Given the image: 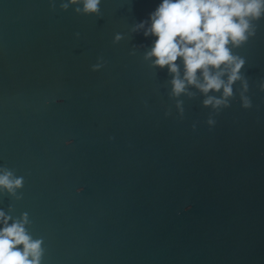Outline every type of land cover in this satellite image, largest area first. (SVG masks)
<instances>
[{
	"label": "water",
	"instance_id": "obj_1",
	"mask_svg": "<svg viewBox=\"0 0 264 264\" xmlns=\"http://www.w3.org/2000/svg\"><path fill=\"white\" fill-rule=\"evenodd\" d=\"M157 2L103 0L97 17L0 0V165L25 178L2 203L29 213L44 264H264V19L234 50L253 108L237 98L209 128L200 94L178 117L142 60L130 29Z\"/></svg>",
	"mask_w": 264,
	"mask_h": 264
},
{
	"label": "clouds",
	"instance_id": "obj_2",
	"mask_svg": "<svg viewBox=\"0 0 264 264\" xmlns=\"http://www.w3.org/2000/svg\"><path fill=\"white\" fill-rule=\"evenodd\" d=\"M55 9L57 0H48ZM103 0H59L61 11L72 8L77 15L101 14ZM264 19V0H158L147 18L131 27L132 33L142 34L149 41L143 46L142 60L149 69L166 70L168 96L174 101L176 115L184 116V99L192 89L200 94L201 107L209 109L206 124L216 125L215 115L231 107L238 98L244 110L253 108L249 82L242 71L247 63L236 49L245 46L257 35L258 22ZM79 33L75 36L79 38ZM125 39L123 33L113 35V44ZM130 55L137 54L133 45ZM103 57L91 65V71L105 66ZM239 85L236 88V85ZM264 92V79L258 83ZM59 102L53 96L45 103ZM172 115L171 110L164 116ZM193 130L196 124L192 125ZM112 139V137H109ZM65 139V146L72 145ZM25 178L0 165V264H44V238L30 231L32 220L27 211L15 214L14 206L6 207L5 197L12 201L23 199ZM82 187L75 189L79 194ZM191 208L188 204L184 211ZM179 214V213H178Z\"/></svg>",
	"mask_w": 264,
	"mask_h": 264
}]
</instances>
